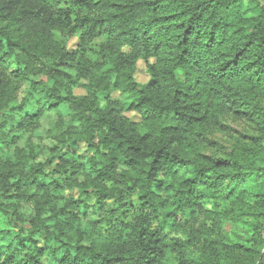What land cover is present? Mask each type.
<instances>
[{"label": "trees", "instance_id": "obj_1", "mask_svg": "<svg viewBox=\"0 0 264 264\" xmlns=\"http://www.w3.org/2000/svg\"><path fill=\"white\" fill-rule=\"evenodd\" d=\"M0 264H264V0H0Z\"/></svg>", "mask_w": 264, "mask_h": 264}, {"label": "rangeland", "instance_id": "obj_2", "mask_svg": "<svg viewBox=\"0 0 264 264\" xmlns=\"http://www.w3.org/2000/svg\"><path fill=\"white\" fill-rule=\"evenodd\" d=\"M56 38L58 40L61 39V37L59 35H56ZM79 44V39L78 38H72L69 40L68 43V48L69 50L73 51L76 49L77 45ZM125 51H128L127 49H125ZM94 59H96V57H94ZM135 78L136 81L140 84V85H144L148 82L149 80V76H148V72H147V65L145 62L140 61L137 65H136V73H135ZM79 94H84L85 90L84 89H80L78 90ZM111 97L113 99H119L121 100L126 106H129L132 102V98L119 94V93H114L111 95ZM126 115L129 118H132L134 121H138V117L132 113V112H127ZM229 125L235 129H240V127L233 123L231 120L229 121ZM219 140L227 147L230 146L231 144V139L229 138V136L227 135H218ZM77 153L78 155H80L82 158H91L93 157V154L89 151V149L87 148V146L85 144H81L80 147L77 149ZM228 226V225H227ZM227 232L228 234H230L231 238L233 240H239V241H244L246 239V235L245 232L241 229H237V228H233L231 226L227 227ZM175 233H172V229L169 230V237L173 238L175 237Z\"/></svg>", "mask_w": 264, "mask_h": 264}]
</instances>
